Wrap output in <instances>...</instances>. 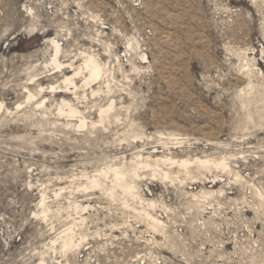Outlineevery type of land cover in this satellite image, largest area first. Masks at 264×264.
I'll use <instances>...</instances> for the list:
<instances>
[{
  "label": "rangeland",
  "instance_id": "374dc122",
  "mask_svg": "<svg viewBox=\"0 0 264 264\" xmlns=\"http://www.w3.org/2000/svg\"><path fill=\"white\" fill-rule=\"evenodd\" d=\"M0 264H264V0H0Z\"/></svg>",
  "mask_w": 264,
  "mask_h": 264
},
{
  "label": "bare ground",
  "instance_id": "6f19581e",
  "mask_svg": "<svg viewBox=\"0 0 264 264\" xmlns=\"http://www.w3.org/2000/svg\"><path fill=\"white\" fill-rule=\"evenodd\" d=\"M53 42V44L55 45V48H56V52H55V55L57 56L58 53L60 52L61 50V46L59 44V42L56 40V39H52L51 40ZM56 59V58H55ZM60 65V64H59ZM58 65V66H59ZM82 68H85L86 70L89 71V77L87 80L89 79H95L97 77H99L102 73V67H101V64L99 63V61L95 58V56L93 54H87L85 55V58H84V62L82 64V66H79L77 69L79 71H77L75 73L76 74H79L82 70ZM66 81L73 84L74 86H77L76 83L73 81V79L71 77H68L66 78ZM77 110L74 109V108H70L69 109V114L70 115H77ZM80 127H83L85 126V120L84 119H81L80 120V124H79ZM161 160V159H160ZM163 161H172L173 163L175 162H179V166L182 167L186 172L190 173L191 172V168L193 166H196L197 167V170H200V171H211L212 168L216 167V168H222L223 170H227L230 168V165L226 162L225 159H220V160H217V159H212V158H201V157H196V158H193V159H189V158H183V159H180V160H173L172 158H165V159H162ZM163 170V169H162ZM115 173L116 174H119V172L117 170H115ZM133 174H135L136 176H139V173L137 172L136 169H134V172ZM163 174L164 176L167 178L169 177V172L168 171H164L163 170ZM217 177V176H216ZM96 181V180H95ZM122 183V182H121ZM122 186H123V189H125V191H127L128 193H130L131 195H135L136 194V185L128 182V181H124L122 183ZM214 191H212L213 193ZM209 194V193H208ZM208 194H205V196H207ZM211 195V193H210ZM209 196V195H208ZM152 204H154L155 202L151 201ZM153 218V220L157 223V224H162L163 222L161 220H159L158 218L154 217V216H151ZM72 244V241L67 237L65 242H64V245L65 246H69Z\"/></svg>",
  "mask_w": 264,
  "mask_h": 264
},
{
  "label": "built area",
  "instance_id": "2783aa9c",
  "mask_svg": "<svg viewBox=\"0 0 264 264\" xmlns=\"http://www.w3.org/2000/svg\"><path fill=\"white\" fill-rule=\"evenodd\" d=\"M183 227L179 226V231H182ZM142 263H144V260H142Z\"/></svg>",
  "mask_w": 264,
  "mask_h": 264
}]
</instances>
